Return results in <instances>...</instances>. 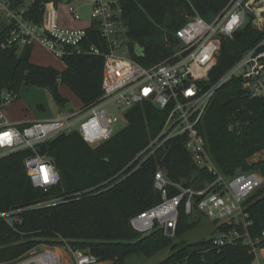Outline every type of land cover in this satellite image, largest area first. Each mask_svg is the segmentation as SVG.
Here are the masks:
<instances>
[{"label":"trees","instance_id":"trees-1","mask_svg":"<svg viewBox=\"0 0 264 264\" xmlns=\"http://www.w3.org/2000/svg\"><path fill=\"white\" fill-rule=\"evenodd\" d=\"M14 1L24 4L27 0ZM120 1L129 39L128 56L148 68L174 53L178 47L175 32L190 18L218 16L232 0ZM61 2L31 0L27 17L40 25L45 5ZM168 16L173 18L171 29L166 27ZM253 21L254 15L249 12L246 24L232 38H222L221 53L208 87L264 40V29H257ZM10 29L0 20V91L8 90L18 100L23 86L42 88L62 110L69 100L60 93V85L68 86L84 108L99 101L103 95L102 56L68 55L64 59L65 70L58 72L33 64L31 46L3 47ZM86 44H94L104 53L109 51L95 27L88 30ZM167 115V111L143 102L126 112L128 125L104 143L90 145L78 131H73L40 144L39 153L53 161L61 177L60 183L47 192L33 186L25 167V159L33 151L1 157L0 213L18 212L13 217L19 221L9 223L0 218V264H14L40 244L68 246L73 252L91 254L110 264H126L136 254L152 257L167 248L172 253L160 264H254L256 254L243 241L223 247L214 245L212 237L197 243H177L161 230L142 236L132 227V218L161 202V193L155 187L157 171H163L172 183L183 184L186 180L187 187L212 180L194 164L184 145L185 138L168 142L147 160H136L160 133ZM200 131L220 171L232 177L247 167L249 158L264 149V101L250 97L242 80L234 78L216 91ZM249 168L264 175V160ZM176 193L172 187L170 195ZM244 205L252 222L249 235L252 239L261 238L264 185ZM187 215L182 206L175 239L200 225L198 213L190 215L191 221ZM257 247L264 249V242Z\"/></svg>","mask_w":264,"mask_h":264},{"label":"built area","instance_id":"built-area-1","mask_svg":"<svg viewBox=\"0 0 264 264\" xmlns=\"http://www.w3.org/2000/svg\"><path fill=\"white\" fill-rule=\"evenodd\" d=\"M255 1L232 0L211 23L199 15L190 18L175 32L178 47L174 53L146 68L133 62L125 50L124 12L120 0H90V22L84 27L63 26L54 3L45 5L43 22L39 25L27 17L31 0L24 4L0 0V20L11 26L3 47L40 44L63 61L71 54L104 58L103 95L99 101L75 113L60 112L53 120L17 127L3 114L4 107L15 102L17 95L8 90L0 91V158L17 151H33L34 154L25 159V167L33 186L47 192L60 183L61 177L53 161L39 153L40 144L73 131H78L90 145L104 143L117 133L120 122L107 109L109 104H116L127 112L140 103L149 102L168 115L160 133L136 160H147L168 142L185 138L184 145L194 164L212 180L198 187H187L170 182L163 171H157L155 187L161 193V202L132 218V227L141 235L161 230L165 236L174 238L183 206L186 214H202L213 222L215 235L212 238L217 247L243 241L257 255L260 250L257 245L264 242V231L261 238H251L248 228L252 222L244 203L264 185V178L256 172L224 175L209 154L200 131L216 91L234 78L242 80L250 97L264 101V40L248 50L215 84L207 86L221 53L222 38H232L246 24L248 13L256 12ZM67 14L73 22L82 21L75 6H69ZM92 27L107 42V53L94 44H86L88 30ZM261 154L264 156V149ZM172 187L177 189L173 196L170 195ZM16 214L18 212L0 213V218L13 223L19 221L13 217ZM228 227L232 228L226 229ZM73 254L76 264H103L91 254L81 251Z\"/></svg>","mask_w":264,"mask_h":264},{"label":"rangeland","instance_id":"rangeland-1","mask_svg":"<svg viewBox=\"0 0 264 264\" xmlns=\"http://www.w3.org/2000/svg\"><path fill=\"white\" fill-rule=\"evenodd\" d=\"M77 0H70L68 3L69 6H76ZM80 2H84L88 4L90 0H80ZM254 8L256 9V12L253 13L254 15V26L257 29L263 30L264 29V0H256L254 2ZM254 9V10H255ZM262 10V11H260ZM58 11L60 12V15L62 14V17L68 16L66 12V8L64 6H61L58 8ZM80 16L82 17V21L85 23H88L90 21V15H91V8L86 6L82 11L79 12ZM216 17L215 16H209L206 17V22L211 23ZM65 20V18H63ZM65 25H68V23H71L70 19L65 20ZM68 22V23H67ZM70 27V26H67ZM126 33V30L124 29V34ZM124 44L126 45V52L129 55V48L128 43L129 39L127 35L125 34L123 39ZM31 59L32 63L38 66L42 67H51L55 69L58 72H63L65 70V62L63 60L57 59L55 56H53L51 53H49L43 46L40 44H35L32 46V52H31ZM40 89L34 86H23L21 89V93H26L28 91V95L26 96V100H28V103L36 102L37 104H43L46 106L47 110L51 109L53 107V98L51 94L45 90L42 89L41 94L36 90ZM30 91H36V92H30ZM59 91L66 99L69 100L68 104V111L69 112H78L83 109L81 101L76 97V95L71 91V89L66 85H60ZM13 103V102H12ZM10 103V104H12ZM8 104V105H10ZM7 106V105H6ZM107 109L110 111L111 115L116 116L120 119L119 124L117 125L116 129L117 132L121 131L128 125V121L125 122V114L126 111L116 104H109ZM18 115V114H17ZM19 116H15L14 119L18 120ZM231 125L229 126V129ZM2 151H0L1 153ZM262 160H264V156L261 154V152L257 153L253 157L249 158L246 161L247 167L243 170V168H240L238 172H256L260 174L263 178L264 175L261 174L260 171L255 170L254 168H249L254 164L260 163ZM197 215V214H196ZM194 215V216H196ZM188 220L191 221V216L187 215ZM199 221L200 225L192 230L184 234L181 238L175 239L171 238L173 240H176L177 243L187 242V243H197L199 241L209 239L215 235V225L213 222L208 219L205 215L199 214ZM146 236V235H142ZM172 251L171 248H167L165 250L160 251L159 253L155 254L152 257H147L143 254H136L131 256L127 261L126 264H160L164 260H166L170 255ZM55 256L56 259L60 260V264H76L75 257L73 254V251L69 249L68 246H55L51 247L46 244H40L33 250H31L29 253H27L22 259H20L18 262L14 264H24L30 259H33L35 257L43 256L45 259L50 260L49 263L53 264V259L51 256ZM109 264V263H104ZM256 264H264V259L260 258L259 255H257V261Z\"/></svg>","mask_w":264,"mask_h":264},{"label":"crops","instance_id":"crops-1","mask_svg":"<svg viewBox=\"0 0 264 264\" xmlns=\"http://www.w3.org/2000/svg\"><path fill=\"white\" fill-rule=\"evenodd\" d=\"M78 2H76L77 4H75L76 8H78V11H82L86 6L90 7V2L88 4L84 3V2H80V0H77ZM70 2V0H67V2H61L58 5H56L57 9L61 6H64L66 8V12H67V8H68V3ZM69 19L68 16H63L62 14L60 15V19H61V24L63 26H70V27H84L87 26L89 24L85 23L83 21H79V22H73L71 21V23H68V25H65V20L63 19ZM32 62V59H31ZM66 67V66H65ZM40 94L42 90L40 89H36ZM30 92H36V91H30ZM28 95V91L26 93H22L20 92L19 95V99L16 100L15 102H13L10 105H7L4 107L3 109V114L5 115L6 119L10 122V123H14L17 127H23L27 124L33 123V122H43V121H49V120H53L56 119L59 115L60 112H69L68 111V107H66L64 110H62L61 108H59L56 103L53 100V107L51 109H49V111L47 110L46 106L43 104H37L36 102H31L30 104L28 103V100H26V96ZM83 106V105H82ZM69 113H73V112H69ZM75 113V112H74ZM18 114V115H17ZM15 116H19L18 120L14 119ZM257 255L260 256V258L264 259V249H260L257 252ZM257 255H256V261H257ZM256 261L254 264H256ZM104 264V263H103ZM110 264V263H109Z\"/></svg>","mask_w":264,"mask_h":264},{"label":"bare ground","instance_id":"bare-ground-1","mask_svg":"<svg viewBox=\"0 0 264 264\" xmlns=\"http://www.w3.org/2000/svg\"><path fill=\"white\" fill-rule=\"evenodd\" d=\"M51 258L53 259V264H60V260L56 259L55 256L52 255ZM49 261L50 260L45 259L43 256H40L30 259L24 264H50Z\"/></svg>","mask_w":264,"mask_h":264},{"label":"water","instance_id":"water-1","mask_svg":"<svg viewBox=\"0 0 264 264\" xmlns=\"http://www.w3.org/2000/svg\"><path fill=\"white\" fill-rule=\"evenodd\" d=\"M62 2H67V0H62ZM166 27H167V29H171L173 27V18L171 16L167 17ZM186 184H187V181L184 180L183 186H186Z\"/></svg>","mask_w":264,"mask_h":264}]
</instances>
